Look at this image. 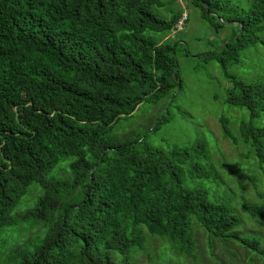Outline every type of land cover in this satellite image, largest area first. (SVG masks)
<instances>
[{"label": "trees", "instance_id": "trees-1", "mask_svg": "<svg viewBox=\"0 0 264 264\" xmlns=\"http://www.w3.org/2000/svg\"><path fill=\"white\" fill-rule=\"evenodd\" d=\"M191 2L210 26L234 28L223 48L200 57L227 71L242 52L264 44V0ZM154 7L166 6L0 0V264H117L118 255L131 264L145 231L196 262L204 234L200 263L213 264L208 253L217 246L236 245L249 264H264V237L246 230L264 231V194L246 200L244 181L253 177L230 170L241 193L225 187L201 139L163 152L107 138L120 119L182 86L179 44L157 36L175 33L184 13L167 19ZM228 76L226 103L242 118L240 138L230 118L220 119L225 138L247 145L264 172V126L255 124L264 84ZM65 161L71 177L53 176ZM32 192L40 194L35 206L14 215Z\"/></svg>", "mask_w": 264, "mask_h": 264}, {"label": "rangeland", "instance_id": "rangeland-1", "mask_svg": "<svg viewBox=\"0 0 264 264\" xmlns=\"http://www.w3.org/2000/svg\"><path fill=\"white\" fill-rule=\"evenodd\" d=\"M161 1L166 6L164 9L154 7V12L160 17L171 19L173 14L182 13H184L182 18L188 16L185 24L179 23L175 33L157 36L162 43L172 41L179 44L177 57L182 86L166 99L157 103H145L132 115L120 119L113 131L107 134V138L118 144L137 143L143 148L151 146L163 152H168L172 146H185L201 139L208 145L216 163V170L226 182L225 187L241 193L238 179L230 173V170H238L254 178V182L244 181L247 187L246 200L260 201L257 193L259 191L264 194V172L253 158H248L250 149L247 145L243 142L235 145L230 139L225 138L220 119L223 116L230 118V127L240 138L242 112L226 103L231 88L228 74L247 83L264 84V44L242 52L239 60L228 64L226 71L219 61L205 59L200 57V54L204 55L217 48H223L234 32L233 26L226 24L218 29L210 26L203 20L200 10L191 0ZM243 113L246 114L247 111ZM255 124L264 126V113ZM156 125L158 128L154 131ZM64 163L62 168L58 167L53 172V176L71 177L70 170L66 167L67 161ZM39 195L38 192L29 193L15 210L14 215L23 214L33 208ZM246 230L257 232L264 237V231L252 224H248ZM39 231L33 229L32 235ZM144 235L146 236L144 246L135 249L131 264H204L199 261L202 255H205L207 246V237L204 234L199 235L197 239L199 247L196 252L199 255L197 262L173 250L165 240L149 235L146 231ZM30 236L31 233L28 238ZM13 241L20 240L14 238ZM231 249L239 256L234 261L230 259V254L233 253L221 246H217L208 255L213 264H222V260L226 264H235L236 261L237 264H249L244 249L236 245H231ZM114 261L121 264L120 256H116Z\"/></svg>", "mask_w": 264, "mask_h": 264}, {"label": "built area", "instance_id": "built-area-1", "mask_svg": "<svg viewBox=\"0 0 264 264\" xmlns=\"http://www.w3.org/2000/svg\"><path fill=\"white\" fill-rule=\"evenodd\" d=\"M187 20H188V16L185 17V18L183 17L182 20H181V22H180V24H181V25H182V24H185Z\"/></svg>", "mask_w": 264, "mask_h": 264}, {"label": "water", "instance_id": "water-1", "mask_svg": "<svg viewBox=\"0 0 264 264\" xmlns=\"http://www.w3.org/2000/svg\"><path fill=\"white\" fill-rule=\"evenodd\" d=\"M220 20L223 21L222 19H220ZM225 24H227V25H228V24L233 25V23H225Z\"/></svg>", "mask_w": 264, "mask_h": 264}]
</instances>
